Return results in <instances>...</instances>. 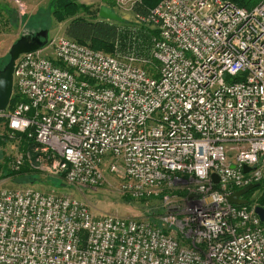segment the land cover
Listing matches in <instances>:
<instances>
[{"label":"built area","instance_id":"1","mask_svg":"<svg viewBox=\"0 0 264 264\" xmlns=\"http://www.w3.org/2000/svg\"><path fill=\"white\" fill-rule=\"evenodd\" d=\"M147 23L159 31L149 58L66 36L22 54L0 119L70 186L119 176L130 197L160 198L163 218L96 217L70 195L2 189L0 264H264L258 205L228 200L264 182V0H163Z\"/></svg>","mask_w":264,"mask_h":264},{"label":"rangeland","instance_id":"2","mask_svg":"<svg viewBox=\"0 0 264 264\" xmlns=\"http://www.w3.org/2000/svg\"><path fill=\"white\" fill-rule=\"evenodd\" d=\"M55 0H0V70L10 60L13 44L22 36H30L47 30L48 38L66 36L67 22H57L52 14ZM113 0L111 9L124 21L122 23L141 25L147 23L135 14V7L142 0ZM84 2V3H83ZM82 4L92 7H108L104 0H81ZM110 8V7H108ZM130 51L116 50L112 55H125ZM6 132L0 124V140L4 145L0 150V190L34 189L46 193L70 195L85 203L96 217L114 215L124 219H140L151 223L163 218L167 206L159 200L142 201L134 199L122 190L123 181L119 176L106 174L105 180L96 187L78 188L70 186L65 170L57 159L51 158L34 144L22 149V138ZM0 141V143H1ZM21 158L22 164L16 167ZM260 188V187H259ZM185 189L172 190L179 199H186ZM260 191L247 194L252 205H258ZM179 198V199H178ZM153 219V220H152ZM153 223V222H152Z\"/></svg>","mask_w":264,"mask_h":264},{"label":"trees","instance_id":"3","mask_svg":"<svg viewBox=\"0 0 264 264\" xmlns=\"http://www.w3.org/2000/svg\"><path fill=\"white\" fill-rule=\"evenodd\" d=\"M163 0H142L140 5L135 7V14L147 20L151 11L156 8ZM231 2L239 7L253 8L261 0H223ZM106 6L111 8L113 0H104ZM100 7L87 6L81 3V0H55L52 9L53 17L57 22H67L68 26L65 30L66 37L78 42L79 44L88 46L93 50L104 52L112 55L116 50L135 51L139 56L145 58L150 57L155 38H158L159 31L148 23L141 25H133L109 21L99 17ZM158 61L154 60L145 65L153 76H157L155 66ZM18 98L14 96L11 100L8 110L10 111ZM6 126V132L10 135L8 125L5 120L0 119V124ZM22 138V149L33 146L35 143L28 139L25 134H18ZM1 141V140H0ZM4 143H0L1 146ZM260 191L258 204L264 208V182L260 188L250 193L253 194ZM186 195V193H184ZM161 200L159 199H142V201ZM251 204V202H250ZM153 220V219H152ZM157 224L156 221H151Z\"/></svg>","mask_w":264,"mask_h":264},{"label":"water","instance_id":"4","mask_svg":"<svg viewBox=\"0 0 264 264\" xmlns=\"http://www.w3.org/2000/svg\"><path fill=\"white\" fill-rule=\"evenodd\" d=\"M99 17L105 20L116 21L120 23L124 21L115 11L108 7L100 8ZM48 41V31L42 30L30 36H22L15 44L12 45L9 53L10 60L5 65V67L0 70V112L7 111L11 103L14 93V70L18 58L22 54L37 52L44 49L48 45ZM231 167L235 168V165H232ZM244 171L249 172L250 169L245 167ZM213 177L215 178L216 182H218L217 176L214 175ZM259 187L260 184L249 185L231 194L228 197V200L234 205H247L249 201L245 200L243 197ZM256 213L264 222V208L258 206L256 208Z\"/></svg>","mask_w":264,"mask_h":264},{"label":"flooded vegetation","instance_id":"5","mask_svg":"<svg viewBox=\"0 0 264 264\" xmlns=\"http://www.w3.org/2000/svg\"><path fill=\"white\" fill-rule=\"evenodd\" d=\"M245 200H248V197L247 196H245V197H243Z\"/></svg>","mask_w":264,"mask_h":264},{"label":"crops","instance_id":"6","mask_svg":"<svg viewBox=\"0 0 264 264\" xmlns=\"http://www.w3.org/2000/svg\"><path fill=\"white\" fill-rule=\"evenodd\" d=\"M84 3V2H83Z\"/></svg>","mask_w":264,"mask_h":264}]
</instances>
